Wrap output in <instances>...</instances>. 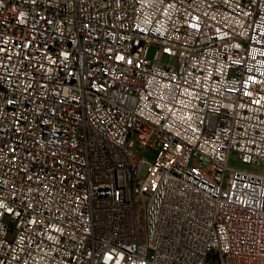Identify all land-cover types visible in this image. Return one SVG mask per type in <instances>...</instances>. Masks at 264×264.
Instances as JSON below:
<instances>
[{"label": "built area", "instance_id": "built-area-1", "mask_svg": "<svg viewBox=\"0 0 264 264\" xmlns=\"http://www.w3.org/2000/svg\"><path fill=\"white\" fill-rule=\"evenodd\" d=\"M262 165L264 0H0V264H264Z\"/></svg>", "mask_w": 264, "mask_h": 264}, {"label": "rangeland", "instance_id": "rangeland-1", "mask_svg": "<svg viewBox=\"0 0 264 264\" xmlns=\"http://www.w3.org/2000/svg\"><path fill=\"white\" fill-rule=\"evenodd\" d=\"M155 51H156V49H155L154 47L150 48V50H149V52H148V58H149V59H153V58H154ZM231 165L238 167V166H240V163L232 159V161H231ZM263 167H264V165H262V166L260 167V170H261V169L263 170ZM262 170H261V171H262ZM145 172H146V168L143 169L142 175H144Z\"/></svg>", "mask_w": 264, "mask_h": 264}, {"label": "crops", "instance_id": "crops-1", "mask_svg": "<svg viewBox=\"0 0 264 264\" xmlns=\"http://www.w3.org/2000/svg\"><path fill=\"white\" fill-rule=\"evenodd\" d=\"M262 170V169H261ZM262 172L264 173V167H263V170H262Z\"/></svg>", "mask_w": 264, "mask_h": 264}]
</instances>
